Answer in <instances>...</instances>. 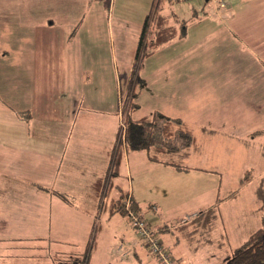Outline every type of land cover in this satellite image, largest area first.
I'll return each mask as SVG.
<instances>
[{"label":"rangeland","instance_id":"obj_1","mask_svg":"<svg viewBox=\"0 0 264 264\" xmlns=\"http://www.w3.org/2000/svg\"><path fill=\"white\" fill-rule=\"evenodd\" d=\"M153 1L55 0L51 4H62V7L56 10L55 24L48 31L47 28L36 26V17L46 13L33 8L37 3L44 4L46 1L0 0V21L8 24L7 28L0 26V35L3 34L4 41L7 38L8 46L13 49L12 54L5 59L0 57V79L3 81L4 69H7L11 75L5 82L17 87L19 94L17 97L14 91V99L9 100V103L16 108H26L28 99L25 92L30 90L31 93L32 88L36 92L42 91L37 81L39 76L46 84L54 82L56 75L53 79L48 67L56 66L57 70L63 68L59 54L67 50L78 52L83 45V38H89L85 44L88 50L85 72H82V83L86 84L87 133L113 132L115 135L123 108L128 107L126 115L132 118L150 114L154 109L164 114L167 112V116L183 119L192 129L198 144L188 158L178 161L190 167L188 171L150 161L145 150H130L129 154L136 159L131 157L130 162L126 160L122 165L112 197L116 193V197H119L117 185L125 191L134 192L139 207L135 216L146 222H154L153 226L148 223L147 227L153 232L152 235L157 231L171 264H228L232 250L244 245L249 233L260 228L263 222L264 116L258 115L260 110L256 108V116H249L247 123L233 126L222 124L220 131L211 132V127H219V124H203L201 117L186 104L185 101L190 100L189 96L170 89V82L169 90L163 91L156 70L163 64L166 52L162 54L159 51L151 56L142 55L141 67L128 99L140 31ZM214 1L160 0V5L163 13L173 15L174 23L186 24L188 29L196 31L200 22L213 18V8L219 10L214 6ZM208 29L200 27V34L194 42V52L176 57L179 63L183 61L182 65L178 63L176 66L185 67L191 63L190 66L199 69L220 70L222 74L216 82L220 84L229 76L223 73L226 68L223 55L207 57L203 30L207 32ZM93 35L96 38L90 42ZM48 36L54 37L55 44H48ZM175 44L169 51L170 55L187 47ZM49 50L55 51L57 56L45 64H39L42 68L40 74H34L33 67L37 66L33 65L32 58L39 59ZM91 51L98 53V56H91ZM81 66H84L83 62ZM19 68H25V74H19ZM65 75L63 71L56 85L65 86ZM200 75L203 81L215 84L209 78L213 76ZM19 88L25 91L22 93ZM198 102L202 110L210 108V105ZM133 103H137V108L132 114L129 105ZM125 118L123 121L126 126ZM139 156L142 157L137 160ZM231 192L236 195L233 199L229 197ZM110 199L111 196H108L106 203L109 204ZM130 199L125 200L128 208ZM42 205L47 207L43 201ZM210 206L219 210V221L214 230L211 233L195 231L194 241L186 238L183 229L179 230L180 226L188 225L196 213ZM45 216L46 213L39 214L38 226L31 218L30 210L27 213L25 205L17 206L15 202L7 205L6 201L0 203V264H83L82 258L85 256L89 257L87 264H167L146 245V239L128 215H110L106 209L101 211L97 207L93 215L87 218V221L99 224L97 244L88 255L86 250L91 240L90 229L86 235L83 226L77 229V219L68 216L66 220H56L59 222L57 224ZM51 223L53 227H49ZM164 225H167L166 230L162 227ZM128 250L130 253L135 250L139 258L135 254L123 258Z\"/></svg>","mask_w":264,"mask_h":264},{"label":"crops","instance_id":"obj_2","mask_svg":"<svg viewBox=\"0 0 264 264\" xmlns=\"http://www.w3.org/2000/svg\"><path fill=\"white\" fill-rule=\"evenodd\" d=\"M44 1H46L44 4L39 2L33 8L46 13L36 17V26L47 28L49 31L55 24V12L61 9L62 4H51L55 0ZM168 15L171 16L172 21L173 15ZM211 15L213 18L200 22L196 31L193 28L188 29L186 24L172 21L177 27L181 29L183 27L185 34L158 49L159 53L166 52V56L163 55V64L156 71L163 91L169 90L170 82L172 84L170 89L189 96L190 100L185 102L191 106L192 112L201 117L203 124H219V127H211V132H217L223 127L222 124L233 126L237 123H247L249 116H256V108L260 110L258 115L264 116L262 109L264 107V0H226L225 8L220 11L213 8ZM5 24L3 20L0 21V26L7 28L8 24ZM201 26L210 28L207 32L203 30L207 42L205 48L207 57L215 58L217 55L220 57L223 55L226 64L223 73L229 78L220 84L216 83L222 74L220 70L199 69L197 66H190L191 63L185 67L176 66L179 63L176 57L188 55L189 51L194 52V42L197 41ZM2 35H0V45L2 43L4 45L0 47V57L5 59L12 54L13 49L8 46L7 38L3 40ZM93 36L90 42L96 38ZM83 39V45L78 52L67 50L66 53L59 54V62L63 68L59 67L57 70L56 66L48 67L53 79L56 75L54 82L46 84L39 76L37 81L42 91L36 92L32 88L31 93L30 90L25 92L28 99L26 108H16L9 103V100L14 99V91L17 97L19 94L17 87L5 82L11 74L4 69V79L3 81L0 79V203L6 201L7 205L13 202L17 206L25 205L27 213L30 210L31 218L38 226L41 212L46 213L47 216L44 218L51 222L66 220L69 216L77 219L75 223L77 229L83 226V232L88 235L94 223L89 219L87 221V218L97 209V183L109 167L119 127L115 135L113 132L87 133L85 129L88 110L85 99L86 84L82 83V72H85L88 54L85 44L89 38ZM47 42L49 45L55 44L54 37L48 36ZM175 43L177 46L184 44L187 47H182L178 50L179 53L170 55L169 51ZM90 55L96 57L98 53L91 51ZM55 56H57L55 51L49 50L45 55L40 56V62L36 57L32 58L33 65L37 66V68L33 67L34 74H40L42 68L39 64H45ZM82 62L84 66H81ZM182 62L179 64L182 65ZM25 70L19 68L18 73L25 74ZM63 71L66 74L63 78L65 86L56 85ZM200 74L213 76L209 78L215 81V84L209 83L208 80L203 81V78L199 77ZM19 91L23 93L25 90L19 88ZM218 91L221 93H217ZM24 97L25 95L22 99ZM198 101L210 105V108L202 110ZM154 112L163 111L153 109L150 114L141 117L150 116ZM131 157L136 159L129 154V151H125L123 164L126 160L130 162ZM141 157L139 156L137 160ZM146 157L150 160L147 153ZM121 171L122 166L120 173ZM116 180L115 178L108 194L111 197L116 191ZM117 188L118 191L121 190L119 185ZM122 192H128L129 197L136 201L134 192L125 191L123 188ZM41 193L44 195H40ZM117 194L112 198H117ZM42 201L47 207H43ZM82 219L85 220L84 223ZM148 222L154 225V222ZM52 225L53 223L49 227ZM127 252H125L128 254L127 257L131 254L138 257L135 250L131 253L129 250Z\"/></svg>","mask_w":264,"mask_h":264},{"label":"trees","instance_id":"obj_3","mask_svg":"<svg viewBox=\"0 0 264 264\" xmlns=\"http://www.w3.org/2000/svg\"><path fill=\"white\" fill-rule=\"evenodd\" d=\"M210 1L212 2V0ZM214 6L220 11L225 8L226 0H224L223 6L220 1L215 0ZM184 34L185 30L183 27L181 29L172 24L171 16L162 12L160 0H158V2L157 0H154L140 31L138 46L135 53V63L131 72L132 81H130L128 87V99L130 94L133 92L134 86L132 87V84H134V80L136 79L137 71L141 67L140 60L142 55L151 56L155 54L160 47L177 37L184 36ZM136 108V103L129 105V112L133 114ZM127 109L123 108L121 111L123 117H126V130L124 134L125 144L119 140L121 136L119 125L117 142L111 152L109 167L104 176L99 179L96 187L98 190L97 207H99L101 211L106 209L110 215L120 213L122 215L130 216V211H133L135 214L139 211L138 204L132 199H130V208L126 207L125 200L129 199V193L122 192V188L120 190L119 197H111L109 204L105 201V199L109 196L108 194L114 179L120 174L125 151L145 150L148 158L153 162L170 165L179 171H188L190 167L179 164V162L188 158L190 152L193 149H197L198 146L192 129L183 119L179 117L167 116L160 112H154L150 116L135 119L132 118L131 115H126ZM259 133L261 132H255V134ZM177 157L178 160L176 161L175 159ZM229 197L233 199L236 195L231 192ZM218 221L219 210L214 206H210L200 213H196V216L188 224L189 226L186 224L178 228L179 230L183 229L186 238L189 237L188 239L194 241L195 231L197 233L202 231L211 233ZM262 221L263 222L260 228L249 233L248 239L244 245L232 250L231 259L228 260V264H264V217ZM162 227L165 230L167 229V225ZM98 231L99 224L95 222L91 231V240H89L86 255H88L89 251L97 244L96 236ZM155 233V235L152 236L154 239H157L161 245L162 241L158 238L157 231ZM192 241L190 242L192 243ZM146 245L149 246L147 242ZM125 255L126 254H124V256ZM126 257L127 255L125 258ZM88 258L89 257L87 256L82 258V263L87 264L86 260ZM79 261L80 260H78V262Z\"/></svg>","mask_w":264,"mask_h":264},{"label":"built area","instance_id":"obj_4","mask_svg":"<svg viewBox=\"0 0 264 264\" xmlns=\"http://www.w3.org/2000/svg\"><path fill=\"white\" fill-rule=\"evenodd\" d=\"M218 1L221 2L222 6L224 5V0H218ZM122 127L124 128V130H121ZM125 130H126V126L123 121V115L121 114L120 116V135L122 136V138L120 136L119 140H121L123 144H125V140H124ZM130 217L132 218L134 225L138 228V231L140 232L141 236L146 239V242H148L151 251H153V253L156 255L158 254L161 260H163V262L167 264H171V259L168 257L167 252H165L164 248L162 247V245L159 244L157 239L153 238L151 234L152 231H150V229L147 227L148 223L145 220L135 216V213L133 211H130Z\"/></svg>","mask_w":264,"mask_h":264}]
</instances>
